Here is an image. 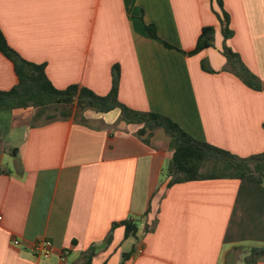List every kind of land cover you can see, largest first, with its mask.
I'll use <instances>...</instances> for the list:
<instances>
[{
  "label": "crops",
  "instance_id": "1",
  "mask_svg": "<svg viewBox=\"0 0 264 264\" xmlns=\"http://www.w3.org/2000/svg\"><path fill=\"white\" fill-rule=\"evenodd\" d=\"M223 3L228 46L264 83V0ZM217 13L216 0H0V29L23 59L45 65L57 89L79 85L105 96L118 66L124 105L167 116L239 157L260 155L264 92L224 71ZM146 25L187 54L213 27L215 45L184 55L151 38ZM206 60L221 73L205 70ZM17 83L0 53V91ZM35 113L0 112V264H85L90 251L89 264H121L124 254L125 264H245L252 248L264 247L249 246L240 260L235 250L244 243L231 238L239 213L243 221L256 214L251 186L222 179L168 187L173 150L164 130L148 145L136 135L141 125L119 122V110L34 123ZM130 220L138 232L126 237ZM40 240L53 243L49 259L32 252Z\"/></svg>",
  "mask_w": 264,
  "mask_h": 264
},
{
  "label": "trees",
  "instance_id": "2",
  "mask_svg": "<svg viewBox=\"0 0 264 264\" xmlns=\"http://www.w3.org/2000/svg\"><path fill=\"white\" fill-rule=\"evenodd\" d=\"M221 8L217 13L222 26L224 37V53L231 71L241 78L242 82L254 91L264 92V83L249 72L241 62V58L228 47L227 41L233 37L230 28V16L224 9L223 0H216ZM148 35L159 40L154 25H146ZM215 29L206 27L202 30L195 50L197 54L213 47ZM168 49L173 47L163 42ZM0 53L14 66L18 83L9 91H0V112L16 109H34L33 122L47 115L49 121L57 118H70L73 114H81L87 110L107 114L114 110L120 111L119 122L126 125H141L137 137L144 143L150 144L153 133L157 129L164 130L171 139L173 155L165 169L169 179L168 187L180 183L233 179L240 180L251 186L250 195L255 197L254 208L264 216V153L248 158H242L224 149L193 138L169 117L151 111H138L132 109L119 100L120 69L113 68L112 88L105 96L97 95L86 87L71 85L66 89H57L49 80L44 64H35L23 59L7 42L0 29ZM240 68L241 70H238ZM125 236H136L138 224L130 220L124 222ZM92 251L85 254L86 263L89 264ZM129 254L123 255L121 264H125ZM264 261V247L252 248L245 258V264H257Z\"/></svg>",
  "mask_w": 264,
  "mask_h": 264
},
{
  "label": "rangeland",
  "instance_id": "3",
  "mask_svg": "<svg viewBox=\"0 0 264 264\" xmlns=\"http://www.w3.org/2000/svg\"><path fill=\"white\" fill-rule=\"evenodd\" d=\"M158 41H160L163 44V41L162 40L159 39ZM224 45L225 44L223 43L222 50H221V53H220V55L222 57H224V59L226 60V63L224 65V68L223 69H224V71L229 72V73L235 75L231 71V64L229 63L227 57L225 56V53H224ZM226 45L228 46V44H226ZM171 50L178 51V52H180V53H182L184 55H190V54H187L184 51H181L180 49L175 48V47H173ZM236 54L239 55L238 53H236ZM193 55H195V54H192L190 56H193ZM241 62L244 65V67L249 72H251L253 74V72L250 70V68L245 64V62L242 59H241ZM204 66H205V70L209 71L212 74H219V73H221V70L212 69V67L210 66L208 60L205 61ZM238 70H241V69L238 68ZM235 76L241 80L240 77H238L237 75H235ZM263 187H264V183H263ZM239 216H240L239 222L242 225H235L233 227V230L231 231V238L236 239L238 241L239 240H242L243 243H244V247H241V245L239 243L238 244L239 249H236L235 250L236 258L241 260L242 258L245 257V253H246L245 252V249L246 250H249L250 249L249 246H251V245L258 246V245H260L259 243H261V242L264 241V221L263 222H259L260 221L259 212H256V214L252 215L250 219H246L245 221H243L242 218H241L242 217V213H239ZM236 222H238V220ZM237 226H238V228H237ZM248 255H249V252H248Z\"/></svg>",
  "mask_w": 264,
  "mask_h": 264
},
{
  "label": "built area",
  "instance_id": "4",
  "mask_svg": "<svg viewBox=\"0 0 264 264\" xmlns=\"http://www.w3.org/2000/svg\"><path fill=\"white\" fill-rule=\"evenodd\" d=\"M2 220V217L0 216V221ZM14 246H19L20 243L19 241H13ZM53 249V243L49 240H40L36 242L32 252L35 254L37 257L42 258V259H49L51 257ZM66 257H67V252L63 253L62 256V261L65 263L66 262Z\"/></svg>",
  "mask_w": 264,
  "mask_h": 264
}]
</instances>
